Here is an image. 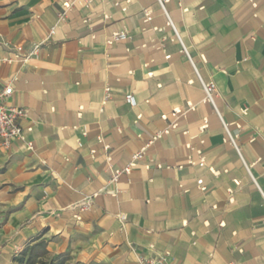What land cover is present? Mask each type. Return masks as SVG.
I'll return each instance as SVG.
<instances>
[{
	"label": "crops",
	"instance_id": "crops-1",
	"mask_svg": "<svg viewBox=\"0 0 264 264\" xmlns=\"http://www.w3.org/2000/svg\"><path fill=\"white\" fill-rule=\"evenodd\" d=\"M62 1L0 0V90L28 110L33 145L0 146V234L79 264H135L129 245L170 264H264V0H94L37 57L5 62L48 37ZM122 30L131 39L106 47ZM200 81L216 83L214 106ZM144 148L115 196L78 208Z\"/></svg>",
	"mask_w": 264,
	"mask_h": 264
},
{
	"label": "built area",
	"instance_id": "built-area-1",
	"mask_svg": "<svg viewBox=\"0 0 264 264\" xmlns=\"http://www.w3.org/2000/svg\"><path fill=\"white\" fill-rule=\"evenodd\" d=\"M131 0H124V4L128 5ZM94 0H64L57 5V19L55 24L49 29L48 37L41 43L33 44L29 50L24 51L23 48L19 45L13 46L11 49L14 51L13 59L4 60L5 62L11 63L13 61H18L21 64H25L29 61L32 57H37L39 54L40 49L49 42V39L54 36L56 30L66 21L68 14L75 10H85L90 11V8L93 5ZM118 6L117 3L114 4ZM162 7V4L160 3ZM125 11V9H122ZM146 20L148 21L150 18L148 14H145ZM110 20V17L107 14L103 15V21ZM84 24L90 23V14H87L85 19L83 20ZM131 37L128 35L126 30H122L120 32H115L110 34L105 39V46L111 47L118 43H125L128 42ZM0 46L9 48L8 42L5 40L3 35L0 33ZM185 54L188 56L187 52ZM15 80V79H13ZM201 88L205 94V99L214 106V97L217 95V86L215 82H206L203 83L200 81ZM106 95L104 97V101L108 99L107 93L109 92L108 89H105ZM13 93V88L11 83L7 84L0 90V146L7 150L9 146L15 141H22L25 142L23 137L24 131L31 132V128H24L21 125V122L26 120L28 117V110L24 108H19L16 106H12L9 104V99ZM125 103L131 107H136V100L132 94H126L124 96ZM179 115H181L180 111L173 110L171 116L176 119ZM163 119H166L164 116ZM176 127L175 123L168 125L163 131L158 132L155 134L151 142L160 139L163 135L169 133L171 129ZM232 144H234L233 139L230 138ZM98 142L103 144V140L101 137L98 138ZM26 150L31 152L33 151V145L31 142H25ZM77 146L79 148L82 147V143L77 141ZM108 146L103 144L104 151L108 150ZM191 151H195L194 148L190 149ZM91 155L94 154V151H91ZM146 157V149H141L137 153L133 154L130 161L120 170L110 168V179H109V188L103 189L98 193L93 194L91 197L85 199V203L80 205L78 208L83 210V208H88L92 204V200L97 197L98 194L104 193L107 195L115 196L118 193V184L120 178L122 176L130 175L133 168L137 166V164L144 160ZM107 162H110V159L107 157ZM199 166H204V160L201 158L199 160ZM177 169H181V167H177ZM197 185L200 186V190L204 191V187H202L201 181L197 182ZM122 229H123V222L125 218L123 216L118 217ZM129 249L134 253L135 256V264H170L171 256L169 252H156L152 247L148 249H137L132 245H129Z\"/></svg>",
	"mask_w": 264,
	"mask_h": 264
},
{
	"label": "rangeland",
	"instance_id": "rangeland-1",
	"mask_svg": "<svg viewBox=\"0 0 264 264\" xmlns=\"http://www.w3.org/2000/svg\"><path fill=\"white\" fill-rule=\"evenodd\" d=\"M8 213L7 209H0V219L3 221ZM9 241V242H8ZM13 242L10 238L0 234V264H19L11 259V255L19 256L17 249H13ZM11 251L14 253L11 254ZM20 264H79L75 257L70 256L68 253L65 255H51L46 252L45 247L36 244L32 252L27 253L22 263Z\"/></svg>",
	"mask_w": 264,
	"mask_h": 264
},
{
	"label": "trees",
	"instance_id": "trees-1",
	"mask_svg": "<svg viewBox=\"0 0 264 264\" xmlns=\"http://www.w3.org/2000/svg\"><path fill=\"white\" fill-rule=\"evenodd\" d=\"M39 245L44 246L43 243H39ZM35 246H36V245H35ZM37 246H38V244H37ZM33 249H34V246H33V247H30V248H27V249L24 250L19 256L15 257V258L13 259V261H14L15 263H19V264L22 263L23 260H24V258H25V255H27V253L32 252ZM59 256H60V255H59Z\"/></svg>",
	"mask_w": 264,
	"mask_h": 264
}]
</instances>
